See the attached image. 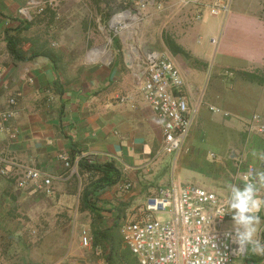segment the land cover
<instances>
[{"label":"crops","instance_id":"crops-1","mask_svg":"<svg viewBox=\"0 0 264 264\" xmlns=\"http://www.w3.org/2000/svg\"><path fill=\"white\" fill-rule=\"evenodd\" d=\"M121 1L123 5L131 2L132 7L139 2ZM213 1L190 0V5L181 10L185 11L182 25L187 23L188 27L175 44L197 65L204 64L203 57L185 50L180 43L192 22L211 16L208 8ZM218 1L228 11L210 22L214 52H220L221 58L235 59L240 68L237 72L251 76L247 81L250 97L264 114V91L258 85L262 79L256 78L264 75V0ZM88 4V0H0V114L15 113L6 131L0 133V167L4 161L11 162L50 176L48 212L55 215L54 227L48 229L46 224L42 228L45 212L38 195L43 194L17 189L13 180L0 177V250L6 247L0 252V264H107V260H95L103 258L98 245L81 246L82 231L89 232L91 238L95 232L111 231L121 241L123 221L139 213L146 197L158 188L193 184L227 199L229 186L241 184L226 180L223 172L225 162L230 167L234 161L225 157L216 161L213 154L208 155L211 162L206 159L197 142L200 139L193 136V127L187 150L176 156L161 152L160 124L141 97L147 53L140 54L135 41L129 39L133 31L112 32L110 22L103 24ZM162 4L163 13L173 16L181 12L177 0H163ZM80 6L86 10L83 18L77 14ZM197 13L201 14L199 20L195 19ZM118 17L120 21L125 16ZM9 40L14 43L13 53ZM167 53L183 80L179 94L185 97L195 118L202 100L196 96L195 67L188 66L182 56ZM10 99L15 101L13 106L8 104ZM210 108L216 110L210 111L213 114L221 113ZM223 117L228 114L223 113ZM229 126V131H238L236 124ZM244 139L246 157L241 161L231 156L236 165L247 161L248 154L254 160V152L264 153L258 138L245 133ZM250 161L245 164L251 165ZM81 163L96 167L110 164L118 172V182L92 193L91 184L98 175L94 179L81 175ZM261 164L256 171L264 170V161ZM171 171L173 177H168ZM127 184L130 188L124 191ZM258 187L261 198L264 184L258 182ZM87 193L91 195L89 207L84 204ZM34 207L41 220L31 224L28 214ZM58 216L68 221L61 224ZM226 227L232 230L231 219ZM99 244L107 248V237ZM16 249L24 253L23 260H9L8 255ZM90 249L92 256L87 252Z\"/></svg>","mask_w":264,"mask_h":264},{"label":"built area","instance_id":"built-area-1","mask_svg":"<svg viewBox=\"0 0 264 264\" xmlns=\"http://www.w3.org/2000/svg\"><path fill=\"white\" fill-rule=\"evenodd\" d=\"M162 2L163 0H139L137 7H130L112 17L110 30L118 34L131 29L141 11L148 8L163 11ZM177 2L180 11L190 5V0ZM132 10L137 13L132 14ZM38 11L41 12L42 9L39 8ZM208 11L210 15L217 16L226 13L228 7L215 0ZM121 15L125 17L112 26L113 19ZM200 18L201 14H198L196 19ZM182 86V77L166 51L147 53L142 72L141 97L160 124L161 152L168 156H176L185 149L194 123L193 112L185 97L179 94ZM8 104L13 106L14 99H10ZM210 111L216 110L210 108ZM14 115L13 111L0 114V133L6 131L7 124ZM247 134L258 138L264 146L263 116H251ZM211 157L213 158L212 155ZM60 160L69 167L64 157ZM3 163L0 177L13 180L17 189L32 190L45 197L52 195L50 176L21 164ZM253 170L256 171V168L250 165L240 174L242 183L246 182L247 174ZM129 188L128 184L123 186L124 191ZM260 196L264 198V188ZM225 201L216 193L193 184L158 188L155 194L146 197L139 213L131 215L121 224L119 234L123 245L137 264H233L235 258L243 259L246 252L234 250L236 245L226 237L231 232L226 227L231 214L220 216ZM259 215L262 238L264 211ZM162 217L165 218L164 221L160 219ZM81 244L84 247L91 244V237L86 231L81 232ZM258 264H264V258Z\"/></svg>","mask_w":264,"mask_h":264},{"label":"rangeland","instance_id":"rangeland-1","mask_svg":"<svg viewBox=\"0 0 264 264\" xmlns=\"http://www.w3.org/2000/svg\"><path fill=\"white\" fill-rule=\"evenodd\" d=\"M88 1L90 12H92L93 14L95 13L97 17L101 16V20L104 21L103 24H105L106 22L107 25L112 17L117 14V12L115 13L116 4L112 3L113 1L111 0ZM115 1L118 3L121 0ZM78 9L79 10L77 14L79 15V13H81L79 17L83 18V14H86L83 12H86V10H84L83 7ZM111 11H114V14H112L111 17L108 18L107 15ZM140 15L141 16H139V18L136 20V23L134 24L132 29L127 31H133V33H131V36H129V39L135 41L136 46L138 47L139 52L142 55L152 51L160 50H166L167 52H169L168 48L163 42V38L166 36L167 38H170L174 43H176V39H181L184 35V29H187L188 27L187 23H185V25H182L181 22V17L185 16V11L178 12L177 15L171 16L169 12H155L154 9L152 10L148 8ZM197 15L198 13L196 14V16ZM205 17L207 18L203 19L201 22H192L193 26L186 31L185 37L183 38V40H181L180 43V45H182L185 50H190L196 55H201L204 60V64L197 65L195 61L190 60L188 57L186 58L182 56V60H185L188 66L195 67V69H192V71L198 78V80L195 82V87L197 89L196 96L202 99L199 103L196 117L194 118L193 136H195L197 139H200V141L197 140V142L199 143V147L203 150L204 155L208 161L211 162L213 160L208 157L209 154H213L216 161H220L224 157L226 161H234L230 163V167L229 164L225 162L223 169L224 174H226L225 178L226 180H235L238 183H242L240 174L246 171L247 166H250L246 165L245 163L251 160V156L248 154V158L246 159L247 161H244V163L241 162L239 164L241 166H239L238 163L236 165V159L231 158V156L234 155L242 161L241 157L245 156L244 136L245 133H247L248 125L250 124V118L255 114L264 117V114L260 111L259 106H257V102L251 99V86H249L247 82L249 81V78L244 75L245 73L237 72L240 68H237L239 67V65L235 63V59L229 57L221 58L220 52H214L215 44H211V39L213 37L209 35V27L212 26L210 22H212L213 19H220V16L214 17L211 15ZM90 27H92V23ZM175 36L177 38H175ZM256 78L262 79V83L258 85L260 87L259 90L264 91V87L262 88V85L264 83V75L263 77L256 76ZM210 107L219 109L221 113H211L209 110ZM223 113H227L228 117L224 118ZM230 124H236L238 126V131H234L233 128L231 131H229L227 127H230ZM188 138L186 141L187 143ZM227 145L231 146L226 147ZM261 162L262 161H259L257 158H255L254 160L250 161V164L257 169L262 165ZM172 171L168 174V177H170L171 175L173 177ZM149 188L153 187L151 186ZM38 196L40 198L41 207L43 206L42 210L43 212H45L43 213L42 218V228L46 224H48V229H51V226L54 227L55 225L54 213H52V211L48 212V206L51 202V198L45 197L43 195ZM37 209L38 208L34 207L32 213L28 214L29 219L27 221L31 224H34V222L40 223L41 219H37ZM28 212H31V208H29ZM160 219L163 221L165 220V218L163 217ZM58 221L63 224L62 222L66 223L68 221V218L58 216ZM87 233L90 236L89 232ZM67 238L68 239L66 240L65 245H67L69 241V236H67ZM29 239L31 240V238ZM27 242L29 241L27 240ZM65 245L64 248L61 249V252H63V254L66 251ZM91 245H93L92 238L89 247H91ZM122 246L125 248L123 242ZM82 247L89 248L84 246ZM98 247L103 251V258L97 259L94 257L95 260H106L105 249L100 244L98 245ZM4 248L0 250L1 253L6 251ZM16 251L17 252H15L14 254L8 255L9 260H21L22 258L24 259V253L19 252L17 249ZM55 252L57 251L55 250ZM87 252L88 255L90 254L89 256H92V249H90V252ZM247 255H250L251 257L253 256L255 260H258L261 257L253 255L251 253H247ZM243 260L244 259H242V257H237L234 259L233 264H244Z\"/></svg>","mask_w":264,"mask_h":264},{"label":"clouds","instance_id":"clouds-1","mask_svg":"<svg viewBox=\"0 0 264 264\" xmlns=\"http://www.w3.org/2000/svg\"><path fill=\"white\" fill-rule=\"evenodd\" d=\"M264 161V153H253ZM246 182L229 186L222 215L231 214L232 230L226 237L236 245L234 250L264 256V239L260 236V215L264 198L258 196V182L264 184V170L250 171Z\"/></svg>","mask_w":264,"mask_h":264},{"label":"trees","instance_id":"trees-1","mask_svg":"<svg viewBox=\"0 0 264 264\" xmlns=\"http://www.w3.org/2000/svg\"><path fill=\"white\" fill-rule=\"evenodd\" d=\"M112 3L116 4L115 13L125 11L132 7V3L129 2L125 5L122 4V1L116 2L115 0ZM114 14V11H111L107 17L110 18L111 15ZM163 42L165 46L168 48V50L171 52L172 55H180L183 57H188V55L183 51V49L176 45L170 38H167L166 36L163 38ZM8 46L10 49V52L13 53L14 49V43L12 40H9ZM246 77L250 78L251 76L247 73L244 74ZM80 167V174L88 175L87 178L94 179L96 175H98V178L94 180L91 184L92 193L94 191H98L100 189L111 187L115 185L118 182V172L112 168L110 164H105L101 167L96 166H90L81 163L79 165ZM90 194H86L84 196V204L88 206V203H90ZM104 237H107V240L109 241V244L107 248H105V251L107 252L105 258L107 260V264H137L136 259L131 255V253L122 246V242L118 240V237H116L111 231L107 234H102L100 232H95L93 234V244L99 245L101 239H104ZM262 239H264V232L262 233ZM264 256H261L258 260H255V258L250 255L245 254L243 257L244 262H248L249 264H257L259 260L263 259ZM257 259V258H256Z\"/></svg>","mask_w":264,"mask_h":264},{"label":"bare ground","instance_id":"bare-ground-1","mask_svg":"<svg viewBox=\"0 0 264 264\" xmlns=\"http://www.w3.org/2000/svg\"><path fill=\"white\" fill-rule=\"evenodd\" d=\"M119 19H120V18H119V17H117L116 19H114V21H115V22H118V21H119ZM114 21H113V22H114Z\"/></svg>","mask_w":264,"mask_h":264},{"label":"water","instance_id":"water-1","mask_svg":"<svg viewBox=\"0 0 264 264\" xmlns=\"http://www.w3.org/2000/svg\"><path fill=\"white\" fill-rule=\"evenodd\" d=\"M131 13H132V14H136L137 11H136V10H132Z\"/></svg>","mask_w":264,"mask_h":264}]
</instances>
